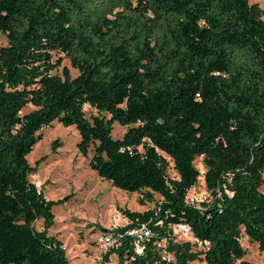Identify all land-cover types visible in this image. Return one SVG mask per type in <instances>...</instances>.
I'll use <instances>...</instances> for the list:
<instances>
[{
  "label": "trees",
  "instance_id": "obj_1",
  "mask_svg": "<svg viewBox=\"0 0 264 264\" xmlns=\"http://www.w3.org/2000/svg\"><path fill=\"white\" fill-rule=\"evenodd\" d=\"M0 264H69L48 235L52 208L27 156L53 122L75 127L88 167L154 208L141 256L128 241L110 263L158 264L154 243L187 224L208 247L169 242L174 264H235L246 237L264 254V10L249 0H0ZM72 69L54 74L63 61ZM31 106L33 110L22 113ZM95 109L88 120L84 107ZM114 124L126 128L114 140ZM57 143L52 144V153ZM169 158L178 175L169 180ZM201 158L204 172L195 167ZM44 158L40 159L36 166ZM202 175L215 195L186 196ZM137 219V220H136ZM42 221L38 231L35 224ZM162 223V227L157 224ZM195 250H194V249Z\"/></svg>",
  "mask_w": 264,
  "mask_h": 264
},
{
  "label": "rangeland",
  "instance_id": "obj_2",
  "mask_svg": "<svg viewBox=\"0 0 264 264\" xmlns=\"http://www.w3.org/2000/svg\"><path fill=\"white\" fill-rule=\"evenodd\" d=\"M249 1L258 4L264 10V0ZM6 45V38L0 34V47ZM59 57L63 58V61L54 74L61 76L62 69L66 67L71 76L76 77L78 72L71 68L69 61L63 55H54V60ZM32 110L33 108L28 106L22 113ZM84 113L88 120L98 115L95 109L88 106L84 107ZM125 132V127L114 124L111 137L114 140L121 139ZM37 134H41L42 140L27 156L29 166L35 168L29 180L42 190L47 200L59 202L52 208L54 225L48 230V235L62 243L69 264H118L115 255L110 257V263L103 262L104 256L95 243L96 238L110 230L116 213L127 211L143 214L152 210L154 203L160 197L154 194L152 202H147L144 198L146 190L141 193H127L100 179L88 167L92 152L89 151L87 158L82 157L78 152L80 137L75 127L65 128L53 122ZM53 143L58 145L55 153H52L51 149ZM164 157L169 162L166 170L167 178L177 180L178 175L173 163L169 158ZM42 158L44 161L36 166ZM194 165L199 172H204L201 158L196 159ZM203 189L204 185L199 181L195 191L200 192ZM35 228L40 231L42 221H38ZM241 245L246 253L244 258L235 264H264V254L258 251L256 244L250 243L246 237H243ZM189 264L205 263L196 260Z\"/></svg>",
  "mask_w": 264,
  "mask_h": 264
},
{
  "label": "built area",
  "instance_id": "obj_3",
  "mask_svg": "<svg viewBox=\"0 0 264 264\" xmlns=\"http://www.w3.org/2000/svg\"><path fill=\"white\" fill-rule=\"evenodd\" d=\"M199 181L203 183L202 175ZM195 188L196 186L188 192L186 203L192 208L202 211L213 202L215 195L205 187L200 192L195 191ZM131 224L132 221L124 213H116L114 215L110 230L103 232L95 240L103 256L116 252L123 244H126L124 243L125 241H128L135 255L141 256L143 254L146 242L153 238L154 233L149 227V222L130 227ZM157 225L162 227V223H158ZM165 229V237L158 239L154 243L155 250L158 252L160 258L158 264H174L175 262L174 255L167 249L169 242L189 243L196 250H204L208 247L207 242H201L193 235L191 228L187 224L169 225Z\"/></svg>",
  "mask_w": 264,
  "mask_h": 264
}]
</instances>
